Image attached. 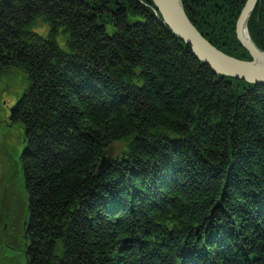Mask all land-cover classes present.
<instances>
[{
    "label": "trees",
    "instance_id": "obj_1",
    "mask_svg": "<svg viewBox=\"0 0 264 264\" xmlns=\"http://www.w3.org/2000/svg\"><path fill=\"white\" fill-rule=\"evenodd\" d=\"M245 2L181 0L210 45L250 61ZM246 32L264 53V0ZM12 69L25 264H264V86L215 75L150 0H0Z\"/></svg>",
    "mask_w": 264,
    "mask_h": 264
},
{
    "label": "rangeland",
    "instance_id": "obj_2",
    "mask_svg": "<svg viewBox=\"0 0 264 264\" xmlns=\"http://www.w3.org/2000/svg\"><path fill=\"white\" fill-rule=\"evenodd\" d=\"M27 85L26 77L20 69H12L0 74V232L7 224L6 233L22 236L27 217V197L20 168L23 150V130L19 123H9V108L21 97ZM8 117V118H7ZM124 141L112 145V158L121 150ZM9 218L14 222L13 226ZM3 233V232H2ZM0 237V264H25L24 246L9 250L3 246Z\"/></svg>",
    "mask_w": 264,
    "mask_h": 264
},
{
    "label": "water",
    "instance_id": "obj_3",
    "mask_svg": "<svg viewBox=\"0 0 264 264\" xmlns=\"http://www.w3.org/2000/svg\"><path fill=\"white\" fill-rule=\"evenodd\" d=\"M155 7L159 20L180 42L189 47L193 57L206 65L215 75L243 81L249 85L264 86V53L261 52L243 34L246 22L258 0H246L235 25V36L240 46L251 57L250 61L229 57L210 45L188 20L181 0H150ZM14 107L9 109V121H12ZM24 152L22 151L21 155ZM111 165V159L104 152L96 167L95 176Z\"/></svg>",
    "mask_w": 264,
    "mask_h": 264
},
{
    "label": "flooded vegetation",
    "instance_id": "obj_4",
    "mask_svg": "<svg viewBox=\"0 0 264 264\" xmlns=\"http://www.w3.org/2000/svg\"><path fill=\"white\" fill-rule=\"evenodd\" d=\"M7 111L9 112L8 109H7ZM8 116H9V114H8ZM9 123H11L13 125V122L12 121H9ZM9 220H10V223L13 226L14 230H16L17 228L14 227V222L10 218H9ZM6 227H7V224H5V226L1 230L3 233L0 232V237L1 236H5V238L2 240V242L5 243V246H3V247H5V248H7L9 250H16V251H18L17 250V247L18 246L19 247L23 246L22 245V242L24 241V237L23 236H25V234H22V236H20V237L17 236V235H15L14 233L4 234V233H6ZM0 247L2 248V246H0Z\"/></svg>",
    "mask_w": 264,
    "mask_h": 264
},
{
    "label": "bare ground",
    "instance_id": "obj_5",
    "mask_svg": "<svg viewBox=\"0 0 264 264\" xmlns=\"http://www.w3.org/2000/svg\"><path fill=\"white\" fill-rule=\"evenodd\" d=\"M243 34H244V35H247V32H246L245 27H244V29H243Z\"/></svg>",
    "mask_w": 264,
    "mask_h": 264
}]
</instances>
